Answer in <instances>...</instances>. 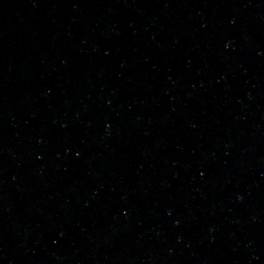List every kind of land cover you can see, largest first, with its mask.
Returning a JSON list of instances; mask_svg holds the SVG:
<instances>
[{
    "label": "water",
    "instance_id": "obj_1",
    "mask_svg": "<svg viewBox=\"0 0 264 264\" xmlns=\"http://www.w3.org/2000/svg\"><path fill=\"white\" fill-rule=\"evenodd\" d=\"M0 264H264V0H0Z\"/></svg>",
    "mask_w": 264,
    "mask_h": 264
}]
</instances>
